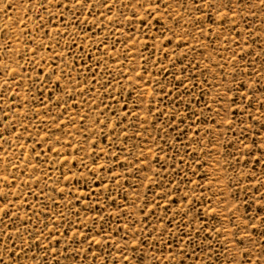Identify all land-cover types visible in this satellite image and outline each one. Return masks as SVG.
<instances>
[{"label": "rangeland", "instance_id": "374dc122", "mask_svg": "<svg viewBox=\"0 0 264 264\" xmlns=\"http://www.w3.org/2000/svg\"><path fill=\"white\" fill-rule=\"evenodd\" d=\"M0 264H264V2L0 0Z\"/></svg>", "mask_w": 264, "mask_h": 264}, {"label": "snow or ice", "instance_id": "6c2138e0", "mask_svg": "<svg viewBox=\"0 0 264 264\" xmlns=\"http://www.w3.org/2000/svg\"><path fill=\"white\" fill-rule=\"evenodd\" d=\"M262 2H264V0H262Z\"/></svg>", "mask_w": 264, "mask_h": 264}]
</instances>
